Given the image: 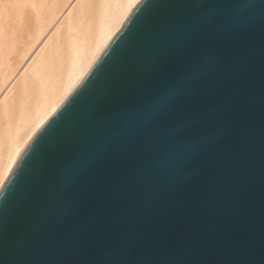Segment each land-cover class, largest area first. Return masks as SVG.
Segmentation results:
<instances>
[{
  "label": "water",
  "instance_id": "obj_1",
  "mask_svg": "<svg viewBox=\"0 0 264 264\" xmlns=\"http://www.w3.org/2000/svg\"><path fill=\"white\" fill-rule=\"evenodd\" d=\"M0 264H264V0H141L20 150Z\"/></svg>",
  "mask_w": 264,
  "mask_h": 264
},
{
  "label": "bare ground",
  "instance_id": "obj_2",
  "mask_svg": "<svg viewBox=\"0 0 264 264\" xmlns=\"http://www.w3.org/2000/svg\"><path fill=\"white\" fill-rule=\"evenodd\" d=\"M141 0H0V188Z\"/></svg>",
  "mask_w": 264,
  "mask_h": 264
}]
</instances>
